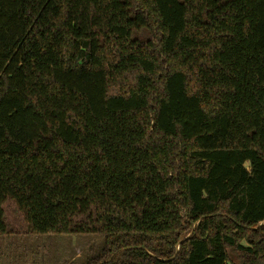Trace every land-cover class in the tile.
Returning a JSON list of instances; mask_svg holds the SVG:
<instances>
[{
  "label": "trees",
  "instance_id": "16d2710c",
  "mask_svg": "<svg viewBox=\"0 0 264 264\" xmlns=\"http://www.w3.org/2000/svg\"><path fill=\"white\" fill-rule=\"evenodd\" d=\"M13 234L100 237L80 264H264V0H0Z\"/></svg>",
  "mask_w": 264,
  "mask_h": 264
},
{
  "label": "rangeland",
  "instance_id": "374dc122",
  "mask_svg": "<svg viewBox=\"0 0 264 264\" xmlns=\"http://www.w3.org/2000/svg\"><path fill=\"white\" fill-rule=\"evenodd\" d=\"M7 205L8 218L13 217ZM92 235L0 236V264H80L100 248Z\"/></svg>",
  "mask_w": 264,
  "mask_h": 264
}]
</instances>
